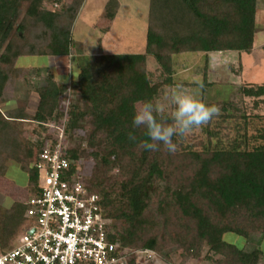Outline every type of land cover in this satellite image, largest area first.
Instances as JSON below:
<instances>
[{"label": "trees", "instance_id": "trees-1", "mask_svg": "<svg viewBox=\"0 0 264 264\" xmlns=\"http://www.w3.org/2000/svg\"><path fill=\"white\" fill-rule=\"evenodd\" d=\"M85 1L0 0V103L7 83L21 76L22 69L16 66L20 58L71 57L73 28ZM119 8L118 0L105 5L112 17ZM257 12L258 0H150L143 54L99 55L95 67L80 69L70 85L59 84L50 70L45 83L36 88L33 116L20 108L4 113L0 109V178L9 169L8 162L16 161L28 176V195H38L34 164L46 140L37 136L26 142L16 122L32 119L38 123L36 134L45 135L49 124H62L67 117V140L74 142L65 149L74 163L71 172L78 173L83 162L92 164L90 177L82 181L89 191L99 193L103 218L113 221L112 242L154 251L169 264L173 251L166 252L171 249L182 250L183 260H189L201 258L206 247L205 258L214 264H258L263 250L242 249L224 237L264 238V129L244 136L228 150L192 151L182 140L178 151L169 154L162 147L146 151L141 143L145 129L131 126L139 102H156L159 89L179 85L174 81L173 56L251 54ZM148 56L164 75L160 83L150 77ZM203 84L209 85L207 72ZM241 93L254 99L252 110L264 105V84L245 86ZM212 105L224 119L241 111L234 100ZM129 132L135 142L128 139ZM247 141L261 143L249 148ZM26 211V202L18 201L8 210L5 226L12 240L35 226ZM135 262V257L129 260Z\"/></svg>", "mask_w": 264, "mask_h": 264}, {"label": "rangeland", "instance_id": "rangeland-1", "mask_svg": "<svg viewBox=\"0 0 264 264\" xmlns=\"http://www.w3.org/2000/svg\"><path fill=\"white\" fill-rule=\"evenodd\" d=\"M108 1L86 0L74 24V50L68 59L29 56L17 61L16 66L22 69V73L19 78H12L6 85L0 103L3 113L6 110L20 108L33 116L38 103L36 88L45 83L50 70L54 72L60 84L70 85L80 69L95 67L94 59L99 55L145 52L150 0H119L120 10L112 36H101L103 31L97 27V23L100 22L103 30L108 28L109 20L102 19ZM256 22L257 33L252 53H221V60L218 59L216 65V74L209 77L212 84L206 86L203 84L204 72H207L204 53H184L173 56L176 71L174 81L179 84L173 89L195 95L206 105L234 100L241 108L238 113L231 112L238 118H221L222 112L218 110L210 126L207 123L183 139L185 149L198 152H204L209 148L228 150L236 142L243 140L244 136L250 138L256 135L258 130L264 129V105H259L256 110H252L254 99L245 98L241 93V89L245 86L264 84V0H258ZM216 56L218 53L210 54L208 61L211 62ZM147 69L154 83L163 81L164 75L150 56L147 57ZM169 90L167 87L159 89L156 102L162 101L163 94ZM69 97L68 94L66 101ZM262 101L264 102V98ZM141 106L138 105V110ZM171 110V108L168 109L169 114ZM16 124L26 142L31 143L37 136L41 138L42 133L36 134L38 123L32 119L17 120ZM68 142L74 147L73 141L68 140ZM247 143L249 148H252L261 142L247 141ZM83 164L84 167L78 169V174L87 181L93 166L91 163L83 162ZM7 166L9 169L0 178V253L13 249L19 239L12 240L11 231L5 226L6 216L13 200L23 201L29 196L26 191L28 176L21 165L11 160ZM113 225V221H110V226L113 227ZM224 239L242 249L251 250L258 247L264 252V238L257 234H252L247 240L234 234H227ZM174 250L166 252L173 251L170 253L172 264H214L205 258L209 255L207 247L203 249L201 258L189 260H183L182 250ZM214 259L218 260L220 257L214 256ZM151 263L169 264L165 256L160 254H157ZM135 264H148V260L138 256ZM258 264H264V258L259 260Z\"/></svg>", "mask_w": 264, "mask_h": 264}, {"label": "built area", "instance_id": "built-area-1", "mask_svg": "<svg viewBox=\"0 0 264 264\" xmlns=\"http://www.w3.org/2000/svg\"><path fill=\"white\" fill-rule=\"evenodd\" d=\"M66 124L67 117L62 124H49L48 133L40 138L46 145L34 164L39 193L28 196L25 215L35 226L13 249L0 253V264H129L138 256L152 260L154 251L110 240V222L103 218L99 193L89 191L82 177L71 172Z\"/></svg>", "mask_w": 264, "mask_h": 264}, {"label": "clouds", "instance_id": "clouds-1", "mask_svg": "<svg viewBox=\"0 0 264 264\" xmlns=\"http://www.w3.org/2000/svg\"><path fill=\"white\" fill-rule=\"evenodd\" d=\"M139 103L142 106L134 111L131 126L145 129L143 148L155 151L162 147L169 154L176 153L180 141L206 125L218 112L216 106L206 105L195 95L175 89L166 91L162 101ZM128 139L135 142L137 138L129 132Z\"/></svg>", "mask_w": 264, "mask_h": 264}, {"label": "crops", "instance_id": "crops-1", "mask_svg": "<svg viewBox=\"0 0 264 264\" xmlns=\"http://www.w3.org/2000/svg\"><path fill=\"white\" fill-rule=\"evenodd\" d=\"M119 1V0H118ZM86 2V1H85ZM120 10V9H119ZM119 10H118V13H119ZM118 13H117V15L115 16V17H112V16H110L106 11H105V13H104V15L102 16V19H108L109 20V22L107 23L108 24V28H104L105 30H103V29H101V27H100V22L99 23H97V27L100 29V30H102L103 32L101 33V36H103V35H108V36H112V33H113V28H114V25H115V22H116V19H117V17H118ZM130 23V22H129ZM256 25H257V23H256ZM96 27V26H95ZM97 29V28H96ZM73 30H74V28H73ZM140 30V29H139ZM141 31V30H140ZM140 34H142V32L140 33ZM126 35V34H125ZM118 36H120V35H118ZM129 37V36H128ZM74 40V39H73ZM205 55H206V66H207V81H208V84H212L211 82H210V75H215L216 74V65L218 64V59H220L221 60V58H220V55H221V53H218V56H216L215 58H211L212 59V61L211 62H209L208 60H209V56H210V54H212V53H208V54H206V53H204ZM54 73V72H53ZM205 73V72H204ZM58 82V81H57ZM59 83V82H58ZM204 83V82H203ZM8 84V83H7ZM60 84V83H59ZM19 195V194H18ZM28 198V197H27ZM27 200V199H26ZM26 200H23V201H19V200H17V199H14L13 200V203L14 202H16V201H18V202H26Z\"/></svg>", "mask_w": 264, "mask_h": 264}]
</instances>
